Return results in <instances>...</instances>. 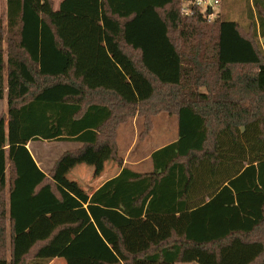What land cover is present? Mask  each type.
<instances>
[{
    "label": "trees",
    "instance_id": "1",
    "mask_svg": "<svg viewBox=\"0 0 264 264\" xmlns=\"http://www.w3.org/2000/svg\"><path fill=\"white\" fill-rule=\"evenodd\" d=\"M186 1L7 0L0 264H264V0L247 28ZM160 112L177 139L124 166L118 126L142 117L144 137ZM36 140L83 147L48 175ZM104 147L121 171L91 195L57 180Z\"/></svg>",
    "mask_w": 264,
    "mask_h": 264
},
{
    "label": "rangeland",
    "instance_id": "2",
    "mask_svg": "<svg viewBox=\"0 0 264 264\" xmlns=\"http://www.w3.org/2000/svg\"><path fill=\"white\" fill-rule=\"evenodd\" d=\"M212 20L219 16L221 18L236 20L247 28L250 25V13L253 12L252 0H220L216 5L212 6ZM0 17L6 23V12H4V4L0 1ZM262 43L264 38H259ZM8 102L7 96L0 99V114L7 112ZM153 128L144 137L140 136L144 129L143 118L139 116L129 118L117 128V155L123 161V165L146 172L152 165L149 155L159 147L172 142L178 137V118L176 115L168 112H160L152 118ZM137 131V134H135ZM83 147V144L77 141H47L36 140L28 144L33 157L37 161L42 170L50 175L55 162L67 151H76ZM109 148L104 147L100 151L89 150L81 158H71L70 164L63 163L59 170V174L66 177L68 172L88 173L94 166L103 168L104 166H112L118 168V162L109 158ZM147 158V159H146ZM71 168V170H69ZM92 171V170H90ZM87 176V175H86ZM58 178V177H57ZM58 180V179H57ZM59 181V180H58ZM8 196V192H7ZM10 229L8 227L7 241L10 239ZM6 254L10 256V244H7ZM51 263V262H50ZM49 263V264H50ZM52 264H61L55 261Z\"/></svg>",
    "mask_w": 264,
    "mask_h": 264
},
{
    "label": "crops",
    "instance_id": "3",
    "mask_svg": "<svg viewBox=\"0 0 264 264\" xmlns=\"http://www.w3.org/2000/svg\"><path fill=\"white\" fill-rule=\"evenodd\" d=\"M4 4V12L7 11V0H0ZM62 0H54V7L58 9ZM3 112V111H2ZM137 134V131H135ZM177 137L174 139L176 140ZM173 140V141H174ZM151 157V155H149ZM147 159V158H146ZM127 166V165H124ZM130 167V166H127ZM131 168V167H130ZM133 169V168H132ZM71 170V168L69 169ZM92 170V171H90ZM88 173H79V172H68L67 176L64 177L58 174V180L63 184L71 193L84 192L91 195L99 186H101L106 180L117 176L121 171V168H115L112 166H104L99 168L94 166L91 168ZM135 170V169H134ZM152 170V165L147 171ZM138 171V170H136ZM87 175V176H86ZM55 261H60L61 264H66L64 259L55 258L51 261L52 264ZM176 264H197L196 262H178Z\"/></svg>",
    "mask_w": 264,
    "mask_h": 264
},
{
    "label": "built area",
    "instance_id": "4",
    "mask_svg": "<svg viewBox=\"0 0 264 264\" xmlns=\"http://www.w3.org/2000/svg\"><path fill=\"white\" fill-rule=\"evenodd\" d=\"M219 3V0H193V1H186V5L184 6V12L189 13L193 5H197L204 9L211 8L213 5ZM212 15V14H211Z\"/></svg>",
    "mask_w": 264,
    "mask_h": 264
}]
</instances>
